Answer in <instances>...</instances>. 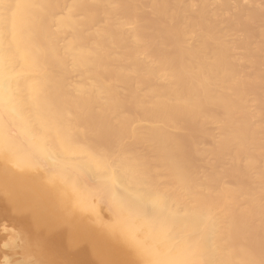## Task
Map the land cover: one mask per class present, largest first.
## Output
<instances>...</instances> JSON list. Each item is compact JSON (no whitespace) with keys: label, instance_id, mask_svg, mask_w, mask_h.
I'll list each match as a JSON object with an SVG mask.
<instances>
[{"label":"bare ground","instance_id":"bare-ground-1","mask_svg":"<svg viewBox=\"0 0 264 264\" xmlns=\"http://www.w3.org/2000/svg\"><path fill=\"white\" fill-rule=\"evenodd\" d=\"M0 161L18 264H264V0H0Z\"/></svg>","mask_w":264,"mask_h":264},{"label":"rangeland","instance_id":"rangeland-1","mask_svg":"<svg viewBox=\"0 0 264 264\" xmlns=\"http://www.w3.org/2000/svg\"><path fill=\"white\" fill-rule=\"evenodd\" d=\"M1 164H2V161H0V166H1ZM14 169V171H16L17 170V172H19V173H23L24 171H22V170H19V169H16V168H13ZM5 222H4V221ZM1 221H2V223H1ZM0 221V226H2V227H0V229H3V230H0L1 232H0V257L2 256V258H0V264H4L5 262H8L9 264H14V263H16V264H18V260L17 259H19V258H21L20 256H21V252H20V249H19V247L18 246H14V247H12L11 246V242L13 241V240H9V238L11 237V235H10V233L12 232V233H14V229H18L19 227L15 224V223H13V222H11L10 223V220H5V219H2ZM8 221V222H7ZM4 222V223H3ZM7 223V224H6ZM13 223V224H12ZM4 224V225H3ZM14 224H15V227H18V228H15L14 227ZM11 226V227H10ZM7 227H10L11 229L12 228H14L13 230H11V229H7ZM7 230H9V232L7 231ZM11 230V231H10ZM19 230V229H18ZM8 233H7V232ZM17 231V230H16ZM5 233V234H4ZM8 235V236H7ZM10 236V237H9ZM8 237V238H7ZM4 238H6V239H4ZM12 238V237H11ZM4 241H3V240ZM13 239V238H12ZM2 240V241H1ZM9 241H10V243H9ZM1 242H3V243H1ZM5 243V244H4ZM7 243L9 244V245H7ZM1 244H2V246H1ZM5 246H4V245ZM9 247H12V248H10L12 251L10 252V249H9ZM18 247V248H17ZM3 248V249H2ZM6 248V249H5ZM5 249V250H4ZM8 250V251H7ZM15 251V252H14ZM3 252V253H2ZM12 253H15V255H13ZM18 253V254H17ZM19 254H20V256H19ZM14 257V258H13ZM4 259V260H3ZM15 260V261H13V260ZM11 260V261H10ZM2 261V262H1ZM11 262V263H10ZM14 262V263H13Z\"/></svg>","mask_w":264,"mask_h":264}]
</instances>
